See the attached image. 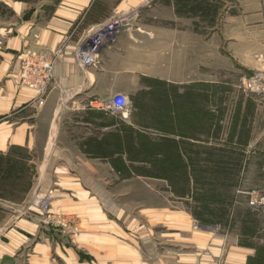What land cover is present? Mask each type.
Segmentation results:
<instances>
[{
  "label": "crops",
  "instance_id": "0c3cea01",
  "mask_svg": "<svg viewBox=\"0 0 264 264\" xmlns=\"http://www.w3.org/2000/svg\"><path fill=\"white\" fill-rule=\"evenodd\" d=\"M212 4L234 74L259 68L264 0H0V154L22 149L34 172L22 200L0 199V264H264V243L243 245L194 218L193 181L175 188L177 171L192 167L179 157L204 156L221 133L212 129V87L223 84L211 80ZM129 13L133 27L80 67L77 48ZM33 53L55 57L42 106L18 85L20 60ZM116 94L140 110L111 113L103 103ZM167 97L185 100L163 117L147 110ZM240 101L230 131L255 140L251 163L264 156V108L254 96Z\"/></svg>",
  "mask_w": 264,
  "mask_h": 264
},
{
  "label": "rangeland",
  "instance_id": "374dc122",
  "mask_svg": "<svg viewBox=\"0 0 264 264\" xmlns=\"http://www.w3.org/2000/svg\"><path fill=\"white\" fill-rule=\"evenodd\" d=\"M174 1L177 2L178 0H169V2ZM209 10L210 16H211V34H212V47H211V66H212V73H211V80L217 81L219 84L222 82L223 84L217 85L218 89H214L212 87V129L214 128V125L216 123H219V126L221 128V133L219 137H215L212 135L211 137V144L210 147L212 148H223L226 149V160L228 163L226 165L228 166H237L238 170V176L236 178L237 184L235 182H230L229 185H231L232 189L231 192L233 194L234 200L231 202L230 206V213L229 218L232 219V223L222 224L220 225H213V224H204L209 227H211L213 230L217 231L220 230L224 233H230V234H237L238 237L240 235V220L236 218H241L244 210H248L251 214L255 216L253 218V221L255 222L256 228L253 229L254 235L251 237L250 241L252 243H255L256 241L258 243H264V208H258L252 210V208L249 205L250 196L248 194L253 190H261L264 191V171L263 169H259L257 167L262 168L264 166V156H258L256 157L251 163H248L250 158L254 156L253 151L255 150V140L250 139L245 141V143L242 144V140H237L232 138V131H230V128L232 127L233 123V117L235 116L236 112H238L239 106L241 102L246 101H240L242 97H249L254 96L256 101H253L256 105H260L261 108H264V60L261 61V64L259 68L251 70L250 73L247 71L237 70L240 72H237L238 74H234L233 67V59H230V57L226 54L219 53L220 52V46H225L227 49L229 48V44L223 43L218 38V31L216 29L220 26L214 23V17L219 12L220 6L218 4H212ZM223 23V22H222ZM221 24V23H220ZM218 26V27H217ZM221 29H223L226 32H229L228 29L224 28L221 25ZM229 37H236L232 32H229L227 34ZM231 50H228V52L231 54ZM246 82L245 87L241 85V80ZM148 98V97H147ZM150 101H153L151 98ZM185 98H180L179 101H177L176 98H163L161 100H155V101H165L164 104H167L166 107L162 106L159 108L158 106L155 107L154 104H148L146 106L148 109H159L158 116L163 117L165 115H168L171 110V101H177V103L180 104L181 101H184ZM137 101H149L145 98L142 100ZM137 102L136 103H128V111L130 113H136L140 110V107L138 108ZM143 106V105H142ZM259 107V106H258ZM177 108V105H176ZM222 110L221 112V119L220 122L217 120L218 116L216 115L219 112V109ZM149 111V110H148ZM180 112V109L178 110ZM147 115H154L153 110L151 112L146 113ZM163 125V123L161 124ZM209 147V148H210ZM170 148V142L167 144V149ZM196 148V147H195ZM196 150V149H195ZM201 150V149H200ZM208 148L205 146V151L207 152L206 155H208ZM198 152V150H196ZM197 155V157H195ZM205 156V155H204ZM204 156L201 154L202 162L204 165ZM166 158V161L170 158V155H164ZM192 160L186 157L185 153L179 158H183V162L187 163L189 162L192 166L190 161H197L199 164L200 160V154H193L191 155ZM208 158V156H207ZM206 163H209L211 166L210 158L206 160ZM239 163V165H238ZM190 170H186L187 172V179L188 181H193L190 172L192 171V167H190ZM188 171L189 177H188ZM154 172V171H152ZM162 176L166 179H170L172 171L170 168H165L162 171ZM179 172V171H177ZM174 173V172H173ZM180 176V174H179ZM178 191L181 189L180 187L175 186ZM168 191L171 190V187H167ZM181 192V191H180ZM196 193V190L194 191ZM193 192V193H194ZM200 204L196 201H193L190 203L188 209L191 211L194 210V212H199V210H202L200 208ZM200 223V222H199ZM203 224V223H202ZM253 238V239H252ZM256 239V240H255Z\"/></svg>",
  "mask_w": 264,
  "mask_h": 264
},
{
  "label": "trees",
  "instance_id": "16d2710c",
  "mask_svg": "<svg viewBox=\"0 0 264 264\" xmlns=\"http://www.w3.org/2000/svg\"><path fill=\"white\" fill-rule=\"evenodd\" d=\"M210 153L204 156V165L201 164V151L199 164L195 160L192 164V171L190 172L194 179L193 201L200 204L199 212L190 211L194 218L203 224H227L232 223L229 218L231 210V202L234 200L231 192L230 182L237 184L238 170L237 166L226 165V149L223 148H209ZM196 153V151H195ZM197 156V155H196ZM195 156V157H196ZM210 158L211 166L206 163L207 158ZM192 160V157L188 155ZM29 156L20 148L12 147L7 154H0V199L6 201L22 200L32 185L33 171L29 165ZM239 165V163H238ZM179 181L183 183L180 191H186L187 172L181 170ZM179 187V186H178ZM240 220V243L246 246H254L250 240L253 237V229L256 228L253 218L255 216L248 210L241 212ZM253 239V238H252ZM256 240V239H255ZM264 240V239H263ZM260 250L264 246L258 247Z\"/></svg>",
  "mask_w": 264,
  "mask_h": 264
},
{
  "label": "built area",
  "instance_id": "2783aa9c",
  "mask_svg": "<svg viewBox=\"0 0 264 264\" xmlns=\"http://www.w3.org/2000/svg\"><path fill=\"white\" fill-rule=\"evenodd\" d=\"M136 15L133 13L124 14L110 18L99 25L92 35L80 45L75 53L76 63L82 68L93 67L97 64L100 51L107 45H111L117 35L133 27V20ZM55 57L40 54H27L20 60L18 85L37 93L39 106L44 104V95L47 93L49 84L53 79ZM246 82L241 80L245 87ZM104 106L113 114L122 116L128 115V100L121 94H116L106 100ZM250 196L249 205L254 209L264 208V191L253 190ZM46 206L45 203H40ZM210 264H222L221 260H214Z\"/></svg>",
  "mask_w": 264,
  "mask_h": 264
}]
</instances>
